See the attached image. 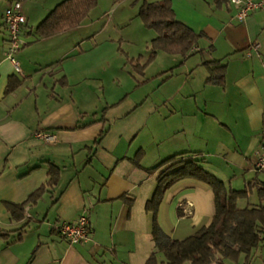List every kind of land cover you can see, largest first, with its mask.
<instances>
[{"label": "crops", "instance_id": "obj_1", "mask_svg": "<svg viewBox=\"0 0 264 264\" xmlns=\"http://www.w3.org/2000/svg\"><path fill=\"white\" fill-rule=\"evenodd\" d=\"M0 1V264H149L154 254L158 264H166L153 241L154 216L147 204L168 166L155 174L147 170L177 155L198 160L235 192L256 179L264 182V171H256L264 148V10L240 23L229 0H169L177 20L204 37L186 59L159 51L144 71L159 97L148 91L138 99L135 89L110 98L93 77L94 65L84 61L110 27H126L130 17L120 24L113 16L94 31L110 14L103 9L76 29L42 38L37 27L66 0H32L30 13L26 0H19L27 24L25 45L16 56L22 68L18 74L7 56L3 24V10L15 0ZM162 1L123 5L139 17L144 2ZM146 30L149 49L157 33ZM162 57L172 65L149 75ZM140 58L143 65V57L132 60ZM206 62L226 66L225 86L206 83ZM158 73L161 79L153 77ZM11 78L20 85L7 94ZM91 83L95 99L87 93ZM101 91L102 97L97 95ZM104 129L106 137L94 148ZM144 129L150 138H141ZM39 133L52 134L55 141L40 139ZM140 152L144 156L137 166ZM51 165L60 169L57 186L27 206L25 220L13 219L5 203L26 202L49 181ZM214 198L209 185L182 180L166 192L158 223L172 239H187L212 223ZM260 205L257 190L238 201L242 209ZM82 214L89 218L92 236L87 243L71 244L57 231ZM224 263L264 264V243L249 258Z\"/></svg>", "mask_w": 264, "mask_h": 264}, {"label": "trees", "instance_id": "obj_2", "mask_svg": "<svg viewBox=\"0 0 264 264\" xmlns=\"http://www.w3.org/2000/svg\"><path fill=\"white\" fill-rule=\"evenodd\" d=\"M127 1V0H119ZM134 5L141 0H133ZM99 0H66L58 5L54 11L37 27V33L42 38L76 29L88 19L91 11L97 8ZM139 17L148 30L157 33V38L151 44V55L141 65L142 58L132 61L133 69L143 74L145 69L155 61L159 51L170 55H181L188 58L198 47L203 34H196L190 28L180 23L169 0L158 3L144 2ZM137 63V64H136ZM215 68H211L212 66ZM210 75L206 81L208 85L225 86L226 66L219 62L205 63ZM173 71H171L172 73ZM10 79L6 93L14 92L19 82L13 84ZM106 110L103 112L105 114ZM108 130L104 129L94 143L97 148L106 137ZM93 149H90V152ZM181 154L167 159L153 169L147 170L155 174L165 166L168 168L158 177V185L151 201L147 204V211L153 213V241L158 252L166 259V264H225L224 260L238 262L241 255L251 256L253 250L264 243V182L254 180L241 192L230 189L223 181L206 171L198 160L185 159ZM144 156L140 152L134 163L140 166ZM179 159H181L179 161ZM193 178L211 187L214 193V217L208 227H203L193 236L176 240L167 235L160 227L157 216L166 192L178 182ZM60 179V169L50 166L49 181L33 193L23 204L5 203L13 219L23 221L27 218L28 205H36L48 192L57 186ZM257 190L261 205L258 207L239 208V199H246L250 193ZM183 216V214H179ZM60 235L61 232L57 231ZM158 264L154 254L148 262Z\"/></svg>", "mask_w": 264, "mask_h": 264}, {"label": "rangeland", "instance_id": "obj_3", "mask_svg": "<svg viewBox=\"0 0 264 264\" xmlns=\"http://www.w3.org/2000/svg\"><path fill=\"white\" fill-rule=\"evenodd\" d=\"M127 1L104 0L102 1L104 3L103 4L101 3L100 7L99 5L97 6L98 8L97 11H95V9L93 10L94 12L91 11L90 15L93 18L96 15L100 16V14L103 12L101 10L103 9H105L104 12L109 11L110 13L108 16L105 17V19L100 23V25L94 27V31L95 28L100 29L103 26L102 23H106L113 16L119 21L120 24L125 22L123 21L125 18L130 17L129 21L131 19V23L126 27L121 26L120 28L118 27L116 29H114V26L110 27L105 32V34L101 36L100 39H98L100 43V47L96 49V51H93L91 53L89 52L87 56L84 57L85 58L84 61L85 63H88L89 66L94 65L96 72L93 74V77H96V79L100 81L99 84L102 83L103 87L107 90V93L110 96V98H113L112 94L114 92L122 91L125 94H128L130 92H133L135 89L138 91L135 93L134 96L138 97V99L145 98L146 94L149 95L148 91H150V95L152 96L154 95L153 98L158 99L159 97L158 92H155L156 83L154 84L153 80L147 79L148 77L151 76L147 75L146 78L144 76V73L139 74V72L133 69V66L131 64V62L134 61L132 60L133 58L143 57L144 59L148 60L151 55V49H150L151 47H149L148 49V44H146L145 42L146 41L145 38L147 35L144 31L146 29L143 27L141 18L137 16L136 12L135 14L132 13L131 8L129 6L127 7V5H123ZM31 3L34 2L32 0H26L25 4L23 3L28 13H30V11L33 12L34 9L33 8L34 5L33 6L29 5ZM1 4L3 3H0V13H2ZM5 12L6 10L4 9L3 13ZM31 21L32 22L30 24L32 25V27H35L34 25L36 23V20L32 19ZM2 32L5 31L2 30ZM88 33H91V30ZM154 34L156 33L154 32ZM91 41L92 40H89V42L93 45L96 43V41L93 42ZM162 56L166 57L165 54H163ZM164 57H162V59H158L156 65L153 67V70L149 72V75L156 72L158 69L164 71V69L172 65V62L169 59H164ZM154 62H152L150 65H152ZM153 77H156L155 79H161L163 76L159 75L158 73L157 76L155 75ZM94 81L96 80H93V83ZM93 83L90 84L87 91V93L89 94L88 96H90L91 98H93V96H91L92 88L95 86L94 85L95 83L94 84ZM91 85H93V87H91ZM153 89L154 91H152ZM94 91H96L95 88ZM97 95L98 96L101 95L102 97V91L98 92ZM95 98L96 97L94 96L93 99ZM97 102L96 105L98 106ZM94 105L95 104H93L91 107H93ZM105 110H103V112ZM101 111L100 110L98 111L99 115L103 113ZM39 134H37V137ZM141 138H150L147 131H145V129L143 131V135Z\"/></svg>", "mask_w": 264, "mask_h": 264}, {"label": "built area", "instance_id": "obj_4", "mask_svg": "<svg viewBox=\"0 0 264 264\" xmlns=\"http://www.w3.org/2000/svg\"><path fill=\"white\" fill-rule=\"evenodd\" d=\"M229 2L236 8L237 13L234 18L240 23L245 22L254 13L264 10V0H229ZM3 24L8 34L7 56L11 60L15 71L18 74H22L21 66L16 59L18 52L24 47L22 33L27 24V18L23 12L22 1L15 0L10 4L4 14ZM255 48H257V46H255ZM38 137L40 139H45L47 142L55 141V136L52 134L41 133ZM256 171H264V148L259 153L256 162ZM59 231L71 244L87 243L92 236L91 223L85 214L79 216L74 223L60 224Z\"/></svg>", "mask_w": 264, "mask_h": 264}]
</instances>
